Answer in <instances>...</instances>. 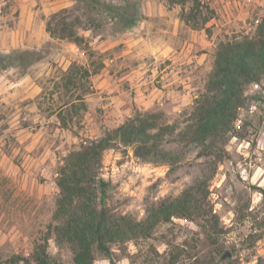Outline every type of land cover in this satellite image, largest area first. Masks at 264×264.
I'll use <instances>...</instances> for the list:
<instances>
[{"label":"rangeland","instance_id":"374dc122","mask_svg":"<svg viewBox=\"0 0 264 264\" xmlns=\"http://www.w3.org/2000/svg\"><path fill=\"white\" fill-rule=\"evenodd\" d=\"M202 1L207 8L194 17L190 2L0 0V53L36 58L0 68V264L28 257L38 242L72 263L70 246L52 233L58 168L80 142L144 111L175 127L162 147L178 163L142 161L131 146L103 150L98 172L109 210L141 220L151 205L200 182L215 234L207 238L200 219L173 217L147 237L112 245V262L264 264V77L247 89L223 150L218 142L206 153L177 134L204 90L216 45L253 36L264 0ZM63 27L84 41L58 37ZM112 262L95 252L94 264Z\"/></svg>","mask_w":264,"mask_h":264},{"label":"trees","instance_id":"16d2710c","mask_svg":"<svg viewBox=\"0 0 264 264\" xmlns=\"http://www.w3.org/2000/svg\"><path fill=\"white\" fill-rule=\"evenodd\" d=\"M186 2H190L194 17L195 11L200 14L202 8H207L202 0H167L169 5H183ZM181 18L188 23V14L182 13ZM204 21L206 19L202 23ZM60 23L66 24L63 20ZM196 26L197 21L193 27ZM50 27L48 22L47 30L53 33ZM61 31L60 38H67L76 44L84 41L83 36L74 31L66 32V27ZM35 60L33 52L0 53V68L26 65L27 61L31 63ZM79 71L83 76L90 74L86 68H79ZM70 77L66 76L68 79ZM263 77L264 13L257 22L253 36L220 41L216 45L204 90L194 100L184 127L177 132L179 139L203 148L206 153L218 148V142L223 150L227 136L237 133L235 121L247 100V89L251 84L259 83ZM174 131L172 124L160 120V113L136 112L99 138L84 140L67 153L57 171L58 197L53 212L52 233L55 241L66 242L70 246L71 264H94L97 251L112 262V245L147 237L158 223L173 217L200 219L201 222L196 224L207 238L212 239L216 216L211 214L204 202L205 192L202 193L200 182L151 205L141 220L127 214L113 213L106 203L105 182L98 172L102 151L117 145L131 146L133 155L142 161L174 166L178 163V154L162 147ZM44 243H36L28 257L12 255L7 263L64 264L47 252Z\"/></svg>","mask_w":264,"mask_h":264},{"label":"water","instance_id":"95a60500","mask_svg":"<svg viewBox=\"0 0 264 264\" xmlns=\"http://www.w3.org/2000/svg\"><path fill=\"white\" fill-rule=\"evenodd\" d=\"M227 255H228V252L225 251L224 254L221 256V258H225V256H227Z\"/></svg>","mask_w":264,"mask_h":264},{"label":"crops","instance_id":"0c3cea01","mask_svg":"<svg viewBox=\"0 0 264 264\" xmlns=\"http://www.w3.org/2000/svg\"><path fill=\"white\" fill-rule=\"evenodd\" d=\"M130 76V75H129ZM177 75L175 74V77H176ZM178 77V76H177ZM180 77V76H179ZM137 84V83H136ZM184 96H185V94H183Z\"/></svg>","mask_w":264,"mask_h":264}]
</instances>
